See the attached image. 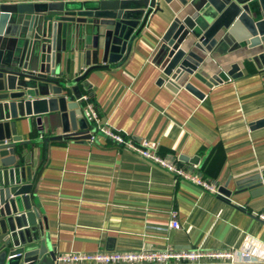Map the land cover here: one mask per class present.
<instances>
[{"label":"crops","instance_id":"0c3cea01","mask_svg":"<svg viewBox=\"0 0 264 264\" xmlns=\"http://www.w3.org/2000/svg\"><path fill=\"white\" fill-rule=\"evenodd\" d=\"M27 1L0 0V4ZM157 3L160 11L148 15L130 53L91 70L85 88L78 85L99 115L98 126L134 141L148 139L171 159L197 158L183 163L204 173L216 192L174 178L108 140L99 128L90 132L92 137L44 143L35 116L21 119L12 135L19 137L15 162L32 184L38 232L55 257L166 247L248 248L256 255L264 251V222L255 215L264 212V194L252 196L250 187L238 185L264 168V67L259 52L241 48L213 55L203 69L220 81L208 87L190 80L202 97L183 87L174 90L163 75L165 63L159 65L156 56L170 25L191 9L178 0ZM66 49L60 71L72 80L78 77L80 65L69 40ZM232 65L242 75L223 77ZM42 128L44 137L61 133L60 126L51 123ZM220 187L230 190V196L224 197ZM172 219L179 228L170 226ZM236 257L240 259L239 254ZM54 263L46 257L45 264Z\"/></svg>","mask_w":264,"mask_h":264},{"label":"water","instance_id":"95a60500","mask_svg":"<svg viewBox=\"0 0 264 264\" xmlns=\"http://www.w3.org/2000/svg\"><path fill=\"white\" fill-rule=\"evenodd\" d=\"M178 1L191 12L173 21L156 56L159 65L165 63L162 71L169 87H183L202 97L190 80L211 87L220 78L210 77L203 66L209 65L215 54L241 48L259 52L257 58L264 67V0ZM157 11V0L0 4V264H45L47 256L56 258L38 232L39 212L31 202L32 184L15 162L19 137L12 135L16 123L34 115L44 143L91 137L96 126L87 117L78 84L85 88L88 84L84 80L91 70L126 57L148 15ZM68 40L80 65L78 77L72 80L60 71ZM241 75L238 66L232 65L223 77L236 79ZM49 123L60 126L61 133L44 137L42 127ZM196 159L180 157L185 162ZM238 185L250 187L252 196L264 194V168ZM218 191L224 197L231 194L225 187Z\"/></svg>","mask_w":264,"mask_h":264},{"label":"built area","instance_id":"2783aa9c","mask_svg":"<svg viewBox=\"0 0 264 264\" xmlns=\"http://www.w3.org/2000/svg\"><path fill=\"white\" fill-rule=\"evenodd\" d=\"M82 98L84 99L88 119L96 125V128H99L108 140L132 150L164 168L174 178H182L204 190L216 192L214 185L204 178L200 171L190 170L185 167L182 160L171 159L167 155L161 154L156 143L148 139L134 141L110 127L98 126L100 118L97 111L87 96ZM255 215L264 222V212ZM170 226L179 228V223L177 220L172 219ZM238 254L240 259L236 257ZM54 264H264V251L256 255L248 248L240 250H202L166 247L163 250L72 252L56 256Z\"/></svg>","mask_w":264,"mask_h":264},{"label":"trees","instance_id":"16d2710c","mask_svg":"<svg viewBox=\"0 0 264 264\" xmlns=\"http://www.w3.org/2000/svg\"><path fill=\"white\" fill-rule=\"evenodd\" d=\"M202 175H203V177H204V178H206V179H208V180H209V178H208V177H206L204 173H202Z\"/></svg>","mask_w":264,"mask_h":264}]
</instances>
